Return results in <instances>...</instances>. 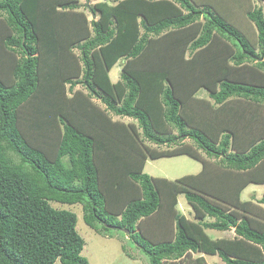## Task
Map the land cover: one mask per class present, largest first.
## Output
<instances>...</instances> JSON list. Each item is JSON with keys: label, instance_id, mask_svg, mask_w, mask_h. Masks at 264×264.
Here are the masks:
<instances>
[{"label": "trees", "instance_id": "16d2710c", "mask_svg": "<svg viewBox=\"0 0 264 264\" xmlns=\"http://www.w3.org/2000/svg\"><path fill=\"white\" fill-rule=\"evenodd\" d=\"M252 1L102 0L88 22L78 0H0V264H89L78 216L53 203L81 205L98 233L128 231L149 264H264V196L242 200L264 184V9ZM239 10L256 36L232 21ZM82 70L76 105L66 88ZM180 155L202 171L144 173ZM231 227L232 239L207 233Z\"/></svg>", "mask_w": 264, "mask_h": 264}, {"label": "rangeland", "instance_id": "374dc122", "mask_svg": "<svg viewBox=\"0 0 264 264\" xmlns=\"http://www.w3.org/2000/svg\"><path fill=\"white\" fill-rule=\"evenodd\" d=\"M102 0H78L79 5L81 6L78 11H84L88 22L91 20H96L98 17L93 16L89 13L86 7L94 6L97 2ZM251 5H255L256 7L262 6L264 9V2L261 1H252ZM233 19V20H232ZM232 20L237 27L241 28L242 31L247 32L251 37L256 36L255 26L248 19H246V15L242 11H237L233 14ZM66 52V51H64ZM76 54H79V50L75 49ZM5 73L10 71L8 70V66L5 68ZM7 70V71H6ZM83 72V70H82ZM121 75V66L120 63L116 64L114 68L110 71V78L113 82H117L120 79ZM78 83L75 85V89L73 91L69 90L70 86H67V96L74 99V103L77 105L81 102L82 98H74V91L81 90L84 94H88V90L84 86V72L75 78ZM60 81V78L56 79H46L44 84H54ZM199 97H208V93L206 91H201L198 95ZM93 102L98 104L99 106H104L100 103L99 99H93ZM40 104V100L36 99L32 101V104L29 106V110L32 112V115L35 116V111L38 109ZM115 120H121L125 123L134 122L132 119L128 118H120L114 116ZM141 132V131H140ZM185 142H189L186 140ZM153 148H157V150H167V146L157 147L156 145L149 144ZM169 147V146H168ZM202 154L205 155L203 152ZM207 158V157H204ZM210 162L219 161L218 159H208ZM203 164L201 161H198L188 155H180L173 157H162L154 161H148L145 167L144 173L150 175L154 178H167L171 181L178 180L187 175H197L202 171ZM264 196V184L263 185H249L242 193L243 201H252L254 203H258L261 201ZM53 206L59 210H67L74 212L78 216L77 223V231L80 236L85 241L84 249L82 251V256L85 257L89 264H149L148 258L138 250V246L135 249L131 248V242L129 239L131 238L129 233L121 232L119 230L112 229L111 231L98 233L95 229L88 226L83 219V210L81 205H69V204H58L53 203ZM264 207V205H262ZM178 209L190 220H194L193 209L188 205L186 199L181 196L179 197V206ZM159 221L158 213L155 215ZM154 216V217H155ZM149 221V220H147ZM145 220V222L147 223ZM207 233L211 235L214 239L219 238H228L232 239L235 237L234 227H231L229 230L218 232L214 230H207ZM127 251H124V249ZM131 248V249H130ZM129 253V255H128ZM201 254L194 255V258L200 257ZM208 264H224V262L218 256H208L204 257ZM57 264H61L57 262Z\"/></svg>", "mask_w": 264, "mask_h": 264}, {"label": "clouds", "instance_id": "9594fccd", "mask_svg": "<svg viewBox=\"0 0 264 264\" xmlns=\"http://www.w3.org/2000/svg\"><path fill=\"white\" fill-rule=\"evenodd\" d=\"M126 233H128V231Z\"/></svg>", "mask_w": 264, "mask_h": 264}]
</instances>
